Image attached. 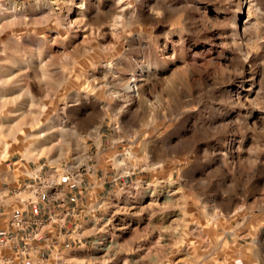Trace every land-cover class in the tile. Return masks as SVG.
<instances>
[{
    "label": "rangeland",
    "instance_id": "obj_1",
    "mask_svg": "<svg viewBox=\"0 0 264 264\" xmlns=\"http://www.w3.org/2000/svg\"><path fill=\"white\" fill-rule=\"evenodd\" d=\"M99 133L127 177L68 264L264 246V0H0L1 157L86 165Z\"/></svg>",
    "mask_w": 264,
    "mask_h": 264
},
{
    "label": "crops",
    "instance_id": "obj_2",
    "mask_svg": "<svg viewBox=\"0 0 264 264\" xmlns=\"http://www.w3.org/2000/svg\"><path fill=\"white\" fill-rule=\"evenodd\" d=\"M102 137L103 134L99 133L98 144L93 141L90 145L94 152L90 154L86 167L82 170L81 184L70 187L66 192L67 205L75 206L78 210L76 219L68 220L65 230L71 231L72 225L76 224L79 227V235L74 233L62 235L55 233L53 228H47L42 232L43 236L48 235L55 238V249L60 252V257L65 261L70 253H82L83 250L86 251L89 244L92 245V239L102 222L100 217L95 216L100 215V211L110 209L111 204L108 199H111L117 190L120 191V187H117L114 181L115 166L111 158L107 157L108 153L116 150L120 145L115 146L108 140L103 142ZM45 168L44 162L27 160L19 153L12 152L6 154L4 158L0 155V237L10 234L8 221L13 216L19 215L29 220H42L50 212L44 203L22 206L7 194L10 187L31 180L34 176L45 172ZM85 218H87L86 221H83ZM88 226V233L84 234L82 228ZM32 229L33 225L28 226L23 234ZM233 236L226 234L224 239H232ZM235 239L236 241L226 245V249L220 252L221 264H264V246L261 244L242 246L237 242L238 238ZM41 242L40 238L37 243Z\"/></svg>",
    "mask_w": 264,
    "mask_h": 264
},
{
    "label": "built area",
    "instance_id": "obj_3",
    "mask_svg": "<svg viewBox=\"0 0 264 264\" xmlns=\"http://www.w3.org/2000/svg\"><path fill=\"white\" fill-rule=\"evenodd\" d=\"M123 142V141H120ZM89 156L84 159L88 160ZM117 167L114 169V181L127 177L122 174L128 168L131 158L127 147L114 155ZM86 167L76 156L59 169H48L31 180L19 183L8 189L7 194L20 205H37L44 203L50 212L42 220H29L23 216H13L8 221L10 234L0 237V264H68L60 257L55 249L52 236L42 235L47 228H53L55 233L79 235V227L72 225L71 231L65 230L68 220L76 219L75 206L66 203V192L70 187L81 184L82 170ZM122 188L120 187V190ZM102 222H108L101 217ZM33 225L32 231L23 234L28 226ZM42 242L38 244V240ZM104 239L94 238L92 246L102 249Z\"/></svg>",
    "mask_w": 264,
    "mask_h": 264
}]
</instances>
